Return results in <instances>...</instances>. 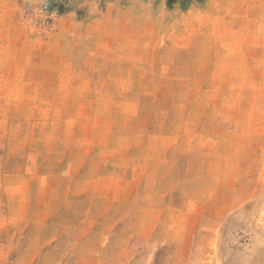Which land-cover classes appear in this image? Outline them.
<instances>
[{"label":"rangeland","instance_id":"rangeland-1","mask_svg":"<svg viewBox=\"0 0 264 264\" xmlns=\"http://www.w3.org/2000/svg\"><path fill=\"white\" fill-rule=\"evenodd\" d=\"M264 264V0H0V264Z\"/></svg>","mask_w":264,"mask_h":264},{"label":"crops","instance_id":"crops-1","mask_svg":"<svg viewBox=\"0 0 264 264\" xmlns=\"http://www.w3.org/2000/svg\"><path fill=\"white\" fill-rule=\"evenodd\" d=\"M54 264H87V263H82V262L81 263H65L64 262V263H54Z\"/></svg>","mask_w":264,"mask_h":264}]
</instances>
